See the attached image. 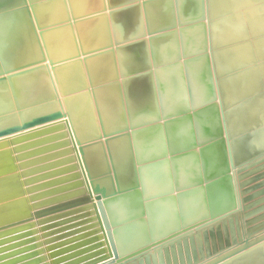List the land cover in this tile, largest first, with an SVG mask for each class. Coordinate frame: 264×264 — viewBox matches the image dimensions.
I'll return each mask as SVG.
<instances>
[{"label": "water", "instance_id": "1", "mask_svg": "<svg viewBox=\"0 0 264 264\" xmlns=\"http://www.w3.org/2000/svg\"><path fill=\"white\" fill-rule=\"evenodd\" d=\"M65 3L74 24L109 20L113 36H125L114 37L116 52L139 43L131 67L149 61V71L139 78L121 71V80L142 87L139 100L134 95L141 104L133 101L120 128L104 134L107 147L121 142L116 152L107 149L110 169L104 161L103 172L92 176L80 148L95 202L59 113L0 132H21L0 141V229L30 220L33 210L38 225L37 231L33 222L0 230L2 237L25 229V240L35 241L10 251L24 241L1 247L0 264H46L47 258L49 264H123L233 214L239 204L206 0H100L99 7L80 14L72 0ZM38 238L47 244L46 256ZM58 238L63 240L50 243Z\"/></svg>", "mask_w": 264, "mask_h": 264}, {"label": "bare ground", "instance_id": "2", "mask_svg": "<svg viewBox=\"0 0 264 264\" xmlns=\"http://www.w3.org/2000/svg\"><path fill=\"white\" fill-rule=\"evenodd\" d=\"M209 1L210 6L207 7L210 8L211 16L225 17V21H222L220 26L216 24L215 27L220 38V45L217 47L219 51L215 50V45L211 44L213 42L212 36L211 38L209 36L210 51V46H214V55L210 52L214 56L211 58L214 59L213 68H217L220 74L224 73V75H226L225 71L227 72V70L230 74L229 70L243 68V72L240 71L236 76L232 74L234 78L220 83L221 97H219V89L217 90L223 120L226 119L231 128L232 126L242 129L249 128L250 134L244 145L249 148L263 147L264 118L260 115H264V63H262L264 61V0ZM72 2L78 14L89 13L100 5V0H72ZM2 3L4 0H0V5ZM0 17H3L0 19V132L21 126L23 123L31 122L39 117L59 113V121L65 125L87 194L95 202L80 148L84 151L85 161L91 175L93 174L92 176H99L103 172L104 161L107 168L109 166L110 169L107 149L109 148L110 152L114 153L119 149L121 142L111 141L107 147L104 134L109 135V132L116 131L122 125L121 106L126 110L129 105L134 103L133 101L141 104V101L135 100L134 95L137 93V100H139L142 87L137 90L139 87L126 86L127 82H122L119 79L122 85V105H120L118 90L120 81L114 77V69L111 63L113 55L117 58L116 54L119 53V49L118 52L115 51L113 39L115 37L116 40H119L117 38H121L122 33L117 31L113 36L110 22L107 19L96 18L74 24L71 19H67L65 0H8L3 8L0 6ZM117 23L119 26L121 21L118 20ZM39 31H41V35H39ZM224 31L230 33H226L224 36ZM241 33L250 34V38L258 36L259 39L257 41L250 38L248 41L238 40L242 36ZM208 34L210 35V33ZM224 38L233 41V43L226 48L222 47ZM138 44L128 47L140 46ZM253 65L256 68L250 70ZM140 70L141 75L148 72L149 61L145 66L142 64ZM133 72L128 71L127 73L126 71L125 74L130 73V76H134ZM243 96L245 98L240 102L239 98ZM235 102L238 103L237 106ZM226 103L227 105L234 103L236 107L232 105L231 107L234 108L232 110L227 108L230 109L228 111ZM224 109H226V118ZM51 124L53 121L30 127V129L35 130ZM226 124L224 120V125ZM19 132L2 135L0 141H7L8 138L19 134ZM259 208L258 206L257 209ZM30 215L32 217L30 220L3 227L0 230L26 222H33L34 225L37 217L36 210L31 211ZM224 219H222L226 222L224 224H219L217 222L220 220H216L177 238V241L174 240L178 242L179 239L181 241L184 238V241L178 242V244H172L174 241L169 242L125 263L200 264L205 255L214 254L220 246L228 245L227 247H229V244H234L235 239L237 240L242 228L241 222L238 223L232 219H230L232 222H227ZM239 219L236 220L240 221ZM34 228L37 231L38 225H34ZM23 232L25 229L0 237V240L10 239L8 242H1L0 248L24 241L19 246L15 244L9 248L8 251H10L35 242L26 241L25 239H28L30 235L22 234ZM193 233L196 235L192 236ZM39 234L40 232L37 233V235ZM59 234L55 233L52 236ZM188 236L190 237L185 240V237ZM63 238L55 239L50 243L63 240ZM103 240L109 254L107 242L105 238ZM41 241L42 239H39V242ZM169 244L173 246L168 250ZM46 245L40 243V250L44 256L47 255V252L43 250ZM164 246H168L165 247L166 256L159 250ZM212 248H215L216 251H212ZM156 250L157 253H154ZM3 251H0V254ZM152 252L155 256L147 257ZM231 256L234 257L232 260L223 259L218 264H264V244L250 247L244 253L232 254ZM47 259L46 264H49L51 260ZM2 261L0 260V262Z\"/></svg>", "mask_w": 264, "mask_h": 264}, {"label": "rangeland", "instance_id": "3", "mask_svg": "<svg viewBox=\"0 0 264 264\" xmlns=\"http://www.w3.org/2000/svg\"><path fill=\"white\" fill-rule=\"evenodd\" d=\"M208 1L209 0L206 1V4H207L206 5L207 25H208V28L210 29V30L208 29L209 30L208 33H210V35H209L210 38L212 36L211 40L213 42L211 44L215 45V47H216L215 50L219 51V48L217 49V47H219V45H220V38L216 32L215 27H216V24L220 26L221 22L225 21V17L219 16V15L214 16V17L211 16V14H210L211 12H209L210 8L207 7V6H210V3H209L210 1L209 2ZM221 17H223V18H221ZM212 29L214 31H211ZM212 32H214L213 34L216 36L215 38H214V35L212 34ZM244 32H246V31H244ZM226 33H230V32L224 31L223 35L225 36ZM241 35L242 36L238 40L248 41L249 40L248 38H250V34L241 33ZM250 39H252L253 41H257L259 39V37L255 36V37L250 38ZM231 43H233V41H230L227 38H224V42L222 43L223 44L222 47L226 48ZM216 44H218V45H216ZM210 47H211L210 52L212 55H214V48H213L214 46L211 45ZM212 51H213V53H212ZM211 58H214V56H212ZM213 61H214V59L212 60V62ZM213 63H212V65H214ZM262 63H264V61ZM253 68H256V67L253 65L252 68L250 67V70H252ZM242 69L243 68H240L239 70H237V69L232 70L233 72L231 70H229L230 74L228 73V70H227V72L225 71V74L228 76V78H227V76L224 75V73L223 74L221 73L223 75L222 76L217 68L216 69H215V67L213 68V72L215 73L214 74L215 80L218 79L215 82H216L217 90L219 89L218 90L219 97H221V94H222L220 86H219L220 83L227 81V80H230L231 78H234V76L239 74L240 71L243 72ZM232 74L234 76H232ZM260 88H262V87H260ZM243 98H245V96L239 98V101L241 102V100ZM235 104L237 106L238 103L235 102ZM235 104L234 103H232V104L228 103V105H227V103H226V109L230 108L232 110L234 107H236ZM232 105L234 107H231ZM226 109H224V116H225ZM230 109H227V110L229 111ZM260 116H262V118H264V115H260ZM225 118H226V116H225ZM224 120H225V124H226L227 121H226V119H224ZM263 121H264V119H263ZM227 125H228V127H227ZM225 126H226L225 132L227 133L226 138L228 139L227 144H230V145H228V147H229L230 161H231V167H232V172H233L232 174H233V177L235 179L234 180L235 189H236V193H237V199H239L238 203L240 205H239L238 209L233 213L234 216H231L232 215L231 214L230 215L231 218H229L230 216L229 217L227 216L228 218L225 217V219L224 218L223 219L227 222H229V221L232 222V220L236 221L238 223L241 222L240 226H242V228L241 229L239 228L240 233L238 234L237 240L235 239L234 244H231V245L229 244V247H227L228 245L220 246V247H218L219 248L218 251H216L215 248H212L211 250L216 251V252H214V254L205 255L201 259L200 264H207V263L208 264H218V262L223 260V259L226 261H230L234 258L231 256L232 254H237V253L241 254L242 252L244 253L248 249H250V247L252 248V247L258 246V245L262 246L264 244V214H263L264 213L263 212L264 211V203H263L264 202V158H263L264 157V153H263L264 152V146L263 147L255 146L253 148H249L248 146L244 145L245 140L247 139V137L250 134L249 133L250 130L248 127H246L245 129L244 128L242 129V128H236V126H232V128H231L229 123H227ZM235 128H236V130H235ZM246 133H248V134H246ZM258 206L260 207L259 209H257ZM243 212H245V213H243ZM250 212H252V213L250 214ZM260 214H261V216H259ZM232 217H234V218H232ZM235 217L237 220L239 218H241L242 220L239 219L240 221H237L235 219ZM256 217H257V219H256ZM230 219H232V220H230ZM217 223L224 224L226 222H224L222 219H220V221H218ZM194 235H196V233H193L192 236H194ZM190 236L185 237V240L188 239ZM176 241L172 242V244L173 243H174V245L178 244V242L184 241V238L181 239V241H180V239L178 240V242H176ZM246 244L248 247L249 246L250 247L248 248L246 246ZM170 245L171 244L168 245L169 247L164 246V248H161L162 251H161V249H159L160 252L165 253L164 255L166 256L167 250L165 249V247H168V250H169V248L173 246V245L172 246H170ZM159 250H158V252H159ZM154 253H157V250H156V252L154 251ZM154 253L152 252V254L150 253L151 255L148 254L150 256H147V255L146 256L147 257H151V256L154 257L155 256ZM155 261L157 262V260H155ZM162 261H164V260L162 259ZM209 262H212V263H209ZM162 263H164V262H162ZM124 264H127V263H124ZM158 264H159V262H158ZM186 264H192V263H186Z\"/></svg>", "mask_w": 264, "mask_h": 264}, {"label": "crops", "instance_id": "4", "mask_svg": "<svg viewBox=\"0 0 264 264\" xmlns=\"http://www.w3.org/2000/svg\"><path fill=\"white\" fill-rule=\"evenodd\" d=\"M7 1L8 0H4V3H2L0 6L3 8L6 5ZM3 17H5V16H3ZM3 17H0V19ZM124 37L125 36L122 35L121 38H117V37L116 38L119 40H123V39H125ZM135 47H139V46H131L128 48L119 49V53L118 54L115 53L117 58L113 55L111 64H112V67L114 69V77H116L117 81H120L119 79H122L123 75L121 74V71L124 74L126 71H134L133 72L134 76H131V77H136V75H137V77L139 78L140 75L142 74V72L140 70L142 64H136L134 68L131 67V65L134 64L132 62L134 57L138 54V50H137L138 48H135ZM123 77H125V76H123ZM121 81L118 85L120 105H122ZM129 85H131V87H132L133 84L130 82V84H127L126 86H129ZM136 86H138L137 83H136ZM121 109H122V111L120 112V117H121V121H122L123 116L125 117L126 111H125V109L122 108V106H121ZM113 132H109L108 134H112Z\"/></svg>", "mask_w": 264, "mask_h": 264}]
</instances>
